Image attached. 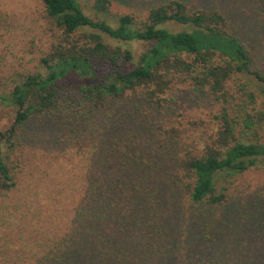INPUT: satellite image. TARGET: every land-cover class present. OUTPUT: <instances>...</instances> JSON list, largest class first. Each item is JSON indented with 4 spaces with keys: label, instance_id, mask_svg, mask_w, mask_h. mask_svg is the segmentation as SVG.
Masks as SVG:
<instances>
[{
    "label": "trees",
    "instance_id": "16d2710c",
    "mask_svg": "<svg viewBox=\"0 0 264 264\" xmlns=\"http://www.w3.org/2000/svg\"><path fill=\"white\" fill-rule=\"evenodd\" d=\"M41 1L55 37L42 60L48 74L0 95V105L16 109L0 132V212L10 215L0 264H264V223L254 218L246 235L241 228L254 219L230 218L232 207L242 214L232 185L264 168V0H149L144 20L127 14L117 26L87 15L83 0ZM112 6L92 4L96 16ZM177 85L216 102V129L203 145L166 122L163 97ZM34 116L60 123L40 132L89 161L72 216L59 221L58 208L39 202L36 243H20L12 235L20 208L11 205L21 200V179L4 144Z\"/></svg>",
    "mask_w": 264,
    "mask_h": 264
},
{
    "label": "rangeland",
    "instance_id": "374dc122",
    "mask_svg": "<svg viewBox=\"0 0 264 264\" xmlns=\"http://www.w3.org/2000/svg\"><path fill=\"white\" fill-rule=\"evenodd\" d=\"M92 4L93 0H83L87 15L96 20L100 18L107 20L113 26H117V20L127 14L137 15L139 22L144 20L150 2L149 0H139L137 3L113 0L110 14L102 16L95 15ZM48 22L41 0H0V95L10 94L26 76L41 73L45 77L48 74V69L42 60L49 57L52 44L55 42L52 27ZM262 45L258 47L264 50ZM135 50L136 57L139 59L144 48L137 45ZM171 92L163 97L164 100H169L163 109L166 111L168 119L166 122L170 124L169 128L184 130L186 132L184 139L188 138V144L203 145L216 129L215 121H213L217 109L216 102L209 94L195 91L189 85H177ZM138 96L143 97V92H140ZM140 106H142L141 101ZM119 109L122 110L118 108L117 111ZM15 118L14 107L0 105V132L8 131L15 122ZM31 122L26 133L19 132L17 136L4 144L5 157L12 166H17L21 179V200L11 205H17L21 210L15 213L16 220L12 229V235L20 243L24 241V238H31L36 243L33 236L39 232L38 228L42 226L45 216L44 207L41 211L34 213L39 202L43 206L50 207L53 212L58 208L59 221L65 216H72V210L79 198L78 189L82 184L84 170L89 161L88 155L84 152H78L76 148L66 149V144L61 139L55 141L58 144L52 142V137L46 140V134L40 132V129L44 127L54 130V127H60V123L55 124L49 120L42 122L37 116H34ZM34 182H43L44 185L34 188L38 186L33 185ZM35 194L39 200L36 199ZM231 194L242 214L241 216L236 214L235 211L238 209L234 210L232 207L230 218L243 217L247 220L246 218L249 217L253 219L259 217L258 220L261 221L259 223H264V168L252 169L238 177L232 185ZM25 195L31 201H37L34 202L33 207L26 204ZM30 213L35 214L33 220H30ZM7 217H10L9 213L0 212V237L6 235ZM256 222L258 221L254 219L248 222L249 227L242 226V233L246 235L253 233L250 228L257 227ZM55 226L57 229L62 227L59 223ZM23 233L26 235L21 237L20 234ZM1 239L3 242V238ZM235 244H239V241ZM246 245L235 246L234 254L238 255V251H242V254L246 253ZM257 246L264 250V237H260Z\"/></svg>",
    "mask_w": 264,
    "mask_h": 264
}]
</instances>
